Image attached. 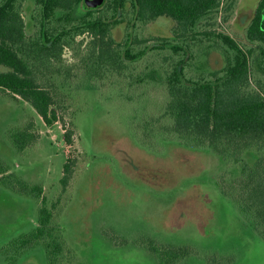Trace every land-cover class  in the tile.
<instances>
[{"label":"trees","instance_id":"1","mask_svg":"<svg viewBox=\"0 0 264 264\" xmlns=\"http://www.w3.org/2000/svg\"><path fill=\"white\" fill-rule=\"evenodd\" d=\"M244 1L105 0L97 9H86L85 0H34L29 23L27 0H0V93L31 104L51 127L59 122L61 87L74 81L79 71L101 84L111 78L123 83L138 78L142 84L145 78L133 76L130 66L150 58L154 66L145 76L159 78L166 101L150 114L140 113L142 120L134 124L139 143L154 148L160 139L176 142L210 150L238 165L240 176L221 191L264 239V0H257L243 33L232 35L225 29L239 23ZM161 18L173 22L172 37H147L144 29ZM122 27L124 36L118 41L115 33ZM153 41L158 42L150 45ZM213 48L224 55V66L197 72V61ZM158 63L164 69L161 78L155 69ZM130 93L131 101L141 99L138 89ZM33 125L8 132L21 155L39 139ZM73 134L65 133L69 145ZM250 154L258 155L253 162L248 160ZM75 166L70 160L64 165L60 181L64 192ZM0 185L41 201L34 230L0 249L5 264H19L37 247L44 248L47 264H78L64 240L60 199L50 206L42 185L23 180L1 158ZM150 251L158 264H178L186 252L154 245Z\"/></svg>","mask_w":264,"mask_h":264},{"label":"rangeland","instance_id":"2","mask_svg":"<svg viewBox=\"0 0 264 264\" xmlns=\"http://www.w3.org/2000/svg\"><path fill=\"white\" fill-rule=\"evenodd\" d=\"M256 6L257 0H245L239 23L225 29L232 35L243 33ZM33 8L34 0H27L29 23ZM173 26L161 18L143 33L171 38ZM123 36L124 27L115 33L118 41ZM65 55L73 61L68 51ZM149 60L130 66L133 76L145 78L142 84L138 78L127 83L111 78L101 84L79 71L74 81L61 87L64 102L59 122L51 127L31 104L0 93V158L23 180L42 185L50 206L60 199L64 240L78 264H158L150 251L153 245L184 249L178 264H264V239L221 191L240 176L238 165L210 150L161 139L146 148L136 138L134 124L142 120L140 113L150 114L166 101L159 78L145 76L154 66ZM224 62L222 52L213 48L201 55L195 70L215 72ZM155 69L161 78L164 69L159 63ZM130 89H138L139 101L130 100ZM30 122L39 139L21 155L8 132ZM70 130L72 145L65 140ZM257 156L250 154L248 160ZM67 160L76 166L64 192L60 181ZM40 207L41 201L0 185V249L34 230ZM5 263L0 255V264ZM19 264H47L44 248L37 247Z\"/></svg>","mask_w":264,"mask_h":264},{"label":"water","instance_id":"3","mask_svg":"<svg viewBox=\"0 0 264 264\" xmlns=\"http://www.w3.org/2000/svg\"><path fill=\"white\" fill-rule=\"evenodd\" d=\"M104 2H105V0H94L93 3H92V2H90V0H85L84 7L86 9H97L101 5H103Z\"/></svg>","mask_w":264,"mask_h":264}]
</instances>
